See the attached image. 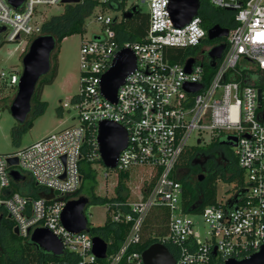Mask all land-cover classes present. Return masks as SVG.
Wrapping results in <instances>:
<instances>
[{"label": "built area", "instance_id": "2783aa9c", "mask_svg": "<svg viewBox=\"0 0 264 264\" xmlns=\"http://www.w3.org/2000/svg\"><path fill=\"white\" fill-rule=\"evenodd\" d=\"M66 1L91 3L94 9H116L123 14L133 7L139 11L135 5L127 10L126 0H25L17 9L0 0V42L40 36L37 7ZM171 1L139 0L148 8V26L141 42L116 41L115 26L123 17L94 15L101 32L83 40L79 51L80 92L73 99L78 125L15 153L0 154V220L8 219L12 232L17 229L21 239H29L38 228L50 231L62 244L61 257L68 258L52 264H145L142 253L153 244L165 246L174 264H225L230 259L249 258L264 244V0H207L234 15V27L228 29L226 46L215 60L208 82L203 67L209 58L202 55L219 44L207 42L198 14L186 26L174 27L168 10ZM199 47L201 56L186 57L180 63L171 62L166 55L168 48ZM124 48L134 53L136 68L119 87L116 102L111 103L100 92L101 78L115 54ZM188 59L194 60L190 72L184 69ZM0 82L17 86L19 77L13 72L1 73ZM186 84L201 85V89L187 93ZM102 121L113 122L127 132V146L115 168L107 169L115 172L116 186L119 174L134 167L151 169L153 183L145 193L139 189L135 200L106 197L104 223L97 228L109 226L124 236L117 247L113 239L99 237L107 252L105 259H98L93 253V238L98 236L90 231L96 228L87 220L85 231L70 233L61 223V213L67 202L85 197L75 195L83 184L81 163L102 165L96 139ZM194 131L197 140H202L204 133H209L210 140L220 135L235 137L233 156L246 178V183L235 186L233 195L217 196L215 203L198 213L200 203L185 211L178 172V160ZM8 158H16L17 165L9 166ZM13 170L23 179L13 180ZM27 176L38 189L37 197L13 188V183L28 186ZM234 197L236 201L228 205ZM193 214L201 216L206 226L203 234L195 231ZM152 220L157 223L147 226ZM150 227L165 234L139 250Z\"/></svg>", "mask_w": 264, "mask_h": 264}, {"label": "rangeland", "instance_id": "374dc122", "mask_svg": "<svg viewBox=\"0 0 264 264\" xmlns=\"http://www.w3.org/2000/svg\"><path fill=\"white\" fill-rule=\"evenodd\" d=\"M126 1L127 10L131 8L132 5H135L141 13H147V6L141 4L139 0ZM68 5L73 4H59L50 7L38 6V23L42 25L44 21L51 17L61 15ZM97 13L108 14L118 19L123 17V12L120 10L95 8L89 21L86 22V33L65 38L61 44L54 49L50 57V65L51 68L56 65V77L51 85H47L43 89L41 102H44L46 106L41 115L35 116V108L31 103V111L27 117V121H32L33 125L29 130L23 129V124L17 123L9 112V106L15 97L17 86L5 87L3 85L4 83L0 82V154L6 155L15 153L18 149L26 147L52 133L78 125V112L73 106V99L80 92L79 51L83 40L90 39L95 33L101 32V27L93 20L94 15ZM30 43L31 42L25 38L17 42L4 41L1 43L0 74L13 72L20 77L22 72V58L28 51ZM186 50L189 51L187 53V58L201 56V47ZM54 56L56 58H54ZM202 56L206 59L208 58L206 52ZM50 73L49 71L44 77H49ZM63 104H68L69 108H62ZM197 136L198 134L196 131L190 135L187 141V149L196 146ZM202 138V142L205 145L210 144L211 140L209 133H204ZM230 150L233 156V149ZM180 160H178L179 163ZM91 169L95 173V181L92 183L93 192L101 197L115 196L117 182L115 172L107 170L99 164L92 165ZM128 173L129 180L126 183L127 188L132 196V200H135L138 197V190L143 187V184L149 183L152 180L150 175L152 170L146 167H134L129 169ZM105 174H108L107 178L104 177ZM239 180L242 181L240 183H246L244 175H241L232 183H225L220 180L217 183V196L222 198L233 195L237 190L235 186L239 187L240 185L238 184ZM25 183L31 185L28 176ZM84 213L91 228H97L103 225L105 210L101 203L89 202L85 207ZM191 218L195 225V231L203 234L206 231V226L201 216L199 214H193ZM5 226L6 225H3L1 229L5 230ZM8 239L9 238H6L5 240L7 241ZM20 240L23 246L29 239ZM31 252L34 253L33 250H31ZM0 256H2V254H0Z\"/></svg>", "mask_w": 264, "mask_h": 264}, {"label": "trees", "instance_id": "16d2710c", "mask_svg": "<svg viewBox=\"0 0 264 264\" xmlns=\"http://www.w3.org/2000/svg\"><path fill=\"white\" fill-rule=\"evenodd\" d=\"M94 6L91 3L87 4H73L66 6L64 12L59 16H53L50 19L43 22L41 27V34L51 36L54 38L56 47L61 44V42L68 37L77 34L86 33V22L87 19L92 15ZM198 16L202 19V26L207 31L209 28L219 25L222 28L231 29L234 27V15L230 11L223 9H217L211 6L207 0H200V7L198 11ZM148 26V16L144 13L138 11L132 17V19H123L122 22L115 26L117 33L116 41L123 42H141L144 38ZM34 38H28V41L31 42ZM225 39L217 40L219 45H225ZM209 43V40H207ZM55 47V48H56ZM186 49L182 48H168L166 49L167 58L171 62L180 63L187 57ZM54 58H56L54 56ZM207 63L204 64V75L205 82H208L210 77L214 72L216 62L207 59ZM50 76L47 78H41L37 84L34 96L32 98V105L35 108V116L41 115L46 104L41 102V95L43 89L47 85H51L56 77V65L51 68L50 65ZM5 87L8 86L6 83L3 84ZM15 87V86H8ZM32 121H27L23 124V129L29 130L32 127ZM225 135H220L217 138L211 139V144L209 145L210 153H215L217 149L218 140ZM217 139V140H216ZM227 157L230 158L229 161L219 164L215 168L207 169V174L202 181H195V184L189 180H180L183 187V197H184V207L185 211L189 207L199 201L200 205L196 210V213L200 212L202 208L206 205L213 204L216 201L217 197V183L222 180L225 183H232L237 178L241 176V172L237 166V160L235 157L232 158L230 150L226 152ZM182 162L180 160L179 166H189L191 160V150L187 149L182 157ZM98 164L102 166L99 162ZM210 167L211 165H209ZM216 166V165H214ZM81 171L83 174V184L75 194L83 195L88 198L89 202L101 203L109 201L106 197L97 196L92 189V183L95 181V173L91 169L90 163H81ZM129 180L128 171L122 172L118 177V185L116 186V198L118 200H132V196L127 188V182ZM242 182L238 181V184ZM153 183V180L149 184H143L141 188L142 192L145 193L146 190ZM14 190L21 192L32 197H37L39 195L38 189L31 185L24 186L23 184L13 183ZM196 185V186H195ZM199 187V188H198ZM33 191V193H32ZM157 221L147 222V226L156 224ZM5 226V230L1 227ZM12 223L8 219L0 220V264H52L61 262L62 260H67V257H55L50 253H46L40 249H37L29 240L22 246L21 238L13 234ZM94 236L101 237L104 240H109L110 238L114 240V247H117L124 236V232L121 234L116 230L112 229L109 226L104 228H96L90 230ZM165 234L164 230L146 228L144 243L139 250H143L153 242L157 241L160 237ZM6 238H9L7 241ZM9 241V242H8ZM34 251V253L31 252Z\"/></svg>", "mask_w": 264, "mask_h": 264}, {"label": "water", "instance_id": "95a60500", "mask_svg": "<svg viewBox=\"0 0 264 264\" xmlns=\"http://www.w3.org/2000/svg\"><path fill=\"white\" fill-rule=\"evenodd\" d=\"M7 3L17 9L25 0H6ZM77 3V1L64 2ZM200 7V0H172L169 5V14L171 21L176 28L186 26L195 16H197ZM138 11L135 7L123 14V19L127 20ZM3 31V30H1ZM228 35V29L215 25L207 30L209 41L225 39ZM19 41V40H17ZM0 42V46H1ZM56 47L53 37L42 35L34 38L28 48V51L22 58V72L19 77L17 91L14 99L9 106V112L12 118L19 124H24L31 111V102L34 96L39 80L46 76L50 71V57ZM223 45H218L207 53V57L215 62L219 59L224 50ZM194 60L188 59L185 62L184 69L190 72ZM136 68V58L134 53L124 48L115 54L110 69L102 76L100 92L109 102L115 103L117 91L124 84L125 78ZM201 89V85L186 84L184 90L187 93H195ZM258 102H260V90L258 91ZM97 144L102 165L106 169H113L117 164V159L122 150L127 146V132L125 129L113 122L102 121L98 124ZM226 142L234 146L235 137L228 136ZM199 143V141H198ZM9 166L17 165L16 158L7 159ZM13 180L17 181L23 177L17 171H11ZM203 175H199V180ZM241 193L237 194L238 197ZM236 197L228 202L232 205ZM89 200L86 197H80L76 200L67 202L61 213V223L65 229L73 234H78L87 229V218L84 210ZM13 234L18 236L17 229ZM31 244L37 249L50 253L55 257L63 255V247L57 237L44 228L35 229L29 238ZM107 252L106 243L99 237L93 238V253L98 259H105ZM142 259L145 264H174V258L168 249L160 244L149 246L143 253ZM225 264H264V244L258 252L252 254L249 258L243 260L230 259Z\"/></svg>", "mask_w": 264, "mask_h": 264}, {"label": "flooded vegetation", "instance_id": "af4514ba", "mask_svg": "<svg viewBox=\"0 0 264 264\" xmlns=\"http://www.w3.org/2000/svg\"><path fill=\"white\" fill-rule=\"evenodd\" d=\"M132 17L130 19H132ZM216 42L217 40H213V43ZM226 138L227 136H223L218 140L215 153H210V151H208L211 142L210 144L205 145L202 140H197L196 146L189 147L188 149L191 150V160L189 166H178L180 180L190 179L195 184V181L203 180H199V175H203L204 178L207 174V169L210 170L211 168L219 166V164H221L222 162L225 163L229 161L230 158L227 157L226 152L227 150L232 149L233 146H230L228 142H226ZM233 157L234 156H232V158ZM208 163H210V167H208ZM195 203L198 204L199 201H196Z\"/></svg>", "mask_w": 264, "mask_h": 264}]
</instances>
